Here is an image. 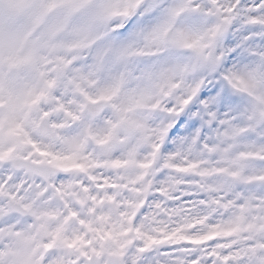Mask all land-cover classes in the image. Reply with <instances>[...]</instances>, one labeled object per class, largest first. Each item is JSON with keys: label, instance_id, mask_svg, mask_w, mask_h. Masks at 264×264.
I'll return each instance as SVG.
<instances>
[{"label": "clouds", "instance_id": "clouds-1", "mask_svg": "<svg viewBox=\"0 0 264 264\" xmlns=\"http://www.w3.org/2000/svg\"><path fill=\"white\" fill-rule=\"evenodd\" d=\"M45 2L0 0L4 264L77 259L65 241L83 234L92 238L81 221L104 226L89 213L92 205L81 189L95 191L91 176L121 185L116 190L121 202L146 201L147 211L139 210L146 231L157 226L143 219L151 213L168 228L187 217L188 230L195 232L231 218L230 211L210 203L166 214L163 209L183 206L185 192L195 193L196 201L227 197L236 189L264 193V181L252 179L264 176L259 115L264 105L258 99L264 97V38H248L264 37V0H243L231 11V0H199L200 12L181 14L159 37L153 32L176 0H163L151 13L140 11L150 0L136 8L119 0L107 17L98 14L100 0H86L76 10L75 0H62L41 15ZM249 72L258 73L255 84ZM181 119L183 136L174 133ZM221 119L229 123L221 125ZM240 122L253 132L223 135ZM116 161L119 167L113 166ZM190 162L198 167L177 171ZM157 202L161 208L153 207ZM100 212L110 216L107 226L118 222L112 206ZM199 216L207 220L195 223ZM134 255L135 245L127 249L124 264H132Z\"/></svg>", "mask_w": 264, "mask_h": 264}, {"label": "snow or ice", "instance_id": "snow-or-ice-1", "mask_svg": "<svg viewBox=\"0 0 264 264\" xmlns=\"http://www.w3.org/2000/svg\"><path fill=\"white\" fill-rule=\"evenodd\" d=\"M132 8H136L142 0H127ZM259 2V0H258ZM62 0H46L41 7V15L47 14L58 7ZM86 0H75L71 5L72 10L84 7ZM163 0H150V3L141 8L140 11L151 13L159 9ZM232 5L237 8L243 6V0H231L228 10H232ZM11 7V5H9ZM119 7V0H100L98 14L107 17L115 12ZM247 10V9H245ZM201 11L199 0H176V3L167 9V20L160 25L154 32L155 37L166 34L172 27L178 16L185 13H195ZM223 11V9H222ZM179 35H183L180 33ZM247 37V34H246ZM252 39H262L259 33H255ZM259 78L258 73L249 72L248 80L255 84ZM211 87V85L209 86ZM200 99L204 101L205 107L209 101L201 95ZM259 103L264 105V97H260ZM209 115L216 120L217 114L210 112ZM234 117V114H232ZM261 118H264V109L259 111ZM251 119V117H250ZM184 123L181 119L176 124L174 133L183 136L180 125ZM221 125L229 123L226 119L219 121ZM195 127V124L191 125ZM171 127V125H170ZM215 127V125H213ZM253 132V129L243 126H233L230 130L223 132L225 137L235 138L242 133L246 136ZM219 134V132H218ZM195 143V140H193ZM244 155H249L245 152ZM114 167H119L120 162H114ZM198 167L196 162H190L182 167H177V171L190 172ZM206 175L207 173H201ZM253 180L264 181V176L252 178ZM90 180L95 185V191L87 185H81L83 192L88 193L87 200L92 206L88 211L95 215L97 221L104 225L103 227H93L91 223L81 221L92 233V238L87 234L77 235L74 238L65 241L66 246L76 253L77 259L72 264H124V258L127 249L135 245V255L132 264H264V193H258L254 189L243 190L236 189L230 195L225 197L222 193L215 196L211 201L200 199L193 200L195 193L185 192L182 196L184 204L182 207L172 209H163L168 215H176L181 211L190 212L192 207L199 203L208 205L209 203L220 207L225 211L232 213L231 218L225 222L210 225L206 232L189 231L191 226L187 223L185 217L184 223L176 227L168 228L166 225L160 226V222L155 220V214L151 213L143 217L144 220H151L157 226L150 231H146L143 223L140 222L141 208L146 209V201H119L116 190L121 185L113 182L109 178L91 176ZM247 182V181H246ZM159 195H165L163 190ZM85 201H81L84 203ZM110 205L113 211L117 212L118 222L107 226L110 216L106 213H98V209ZM127 206L135 209L131 212H119V208ZM153 207L161 208L160 203H154ZM251 212L250 216L243 215ZM72 216L78 214L70 209ZM206 216H199L195 223H204ZM0 264H4L0 259Z\"/></svg>", "mask_w": 264, "mask_h": 264}]
</instances>
